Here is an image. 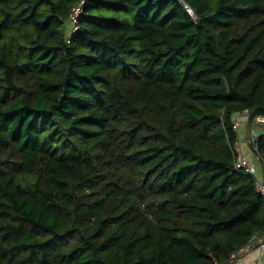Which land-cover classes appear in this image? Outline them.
Listing matches in <instances>:
<instances>
[{
    "label": "trees",
    "instance_id": "obj_1",
    "mask_svg": "<svg viewBox=\"0 0 264 264\" xmlns=\"http://www.w3.org/2000/svg\"><path fill=\"white\" fill-rule=\"evenodd\" d=\"M244 109L264 115V0H0V264H221L253 246Z\"/></svg>",
    "mask_w": 264,
    "mask_h": 264
},
{
    "label": "built area",
    "instance_id": "obj_2",
    "mask_svg": "<svg viewBox=\"0 0 264 264\" xmlns=\"http://www.w3.org/2000/svg\"><path fill=\"white\" fill-rule=\"evenodd\" d=\"M74 10H75V12H78L80 9H79V7H75ZM72 20H74V19H71V21ZM242 113L249 116L250 129H251L250 136L248 137L250 139L249 143L253 148H256V146L253 144V142L256 140V138L258 136L257 133H255V125H257V124L261 125V131H260L259 135H264V115L256 114V115L252 116V115H250V113L247 109H244L239 114H242ZM239 114L237 115V117L234 121V127L235 128H238V126H239ZM236 168L243 169L246 173L251 174L255 180L257 189L261 193L264 194V174H263L262 178L256 177L255 168H254V165L250 159H248L247 157H245L242 154H239L237 156V160H236ZM249 248H250L249 245L239 248L236 251V253H234L228 261H226L225 263H221V264H245V256L248 253ZM257 250H258V254L256 257L255 264H261L264 261V236L259 239L258 244H257ZM212 264H220V263L213 262Z\"/></svg>",
    "mask_w": 264,
    "mask_h": 264
},
{
    "label": "crops",
    "instance_id": "obj_3",
    "mask_svg": "<svg viewBox=\"0 0 264 264\" xmlns=\"http://www.w3.org/2000/svg\"><path fill=\"white\" fill-rule=\"evenodd\" d=\"M239 121H240V126L237 128L238 143L236 148L240 152L239 154L244 155L245 157H247L252 161L255 168L256 177L262 178L264 174V167L262 166V162L259 161V159L255 156L254 150L247 138V132L250 129L249 116H247L244 113L239 114ZM239 128H241V130H239ZM260 131H261V125L260 126L255 125V133H257L258 135ZM257 254H258V250L256 248V244H254L248 250V253L245 256V264H255Z\"/></svg>",
    "mask_w": 264,
    "mask_h": 264
},
{
    "label": "rangeland",
    "instance_id": "obj_4",
    "mask_svg": "<svg viewBox=\"0 0 264 264\" xmlns=\"http://www.w3.org/2000/svg\"><path fill=\"white\" fill-rule=\"evenodd\" d=\"M257 125L260 126V124H257ZM239 126H240V121H239ZM239 126H238V127H239ZM236 129H237V128H236ZM259 129H260V128H259ZM239 130H241V128H239ZM250 131H251V129H249L248 132H247V138L250 136ZM248 140H250V139L248 138ZM258 241H259V240H258ZM258 241L255 243V244H256V248H257ZM249 247L251 248L252 246L249 245ZM250 248H249V249H250ZM249 249H248V250H249Z\"/></svg>",
    "mask_w": 264,
    "mask_h": 264
},
{
    "label": "water",
    "instance_id": "obj_5",
    "mask_svg": "<svg viewBox=\"0 0 264 264\" xmlns=\"http://www.w3.org/2000/svg\"><path fill=\"white\" fill-rule=\"evenodd\" d=\"M253 150H254L255 156L259 159V161L263 162V160H262L260 154L258 153V151L256 150V148H253Z\"/></svg>",
    "mask_w": 264,
    "mask_h": 264
}]
</instances>
